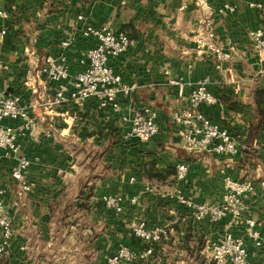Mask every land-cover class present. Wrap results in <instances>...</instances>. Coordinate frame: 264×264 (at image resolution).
<instances>
[{
    "label": "crops",
    "instance_id": "obj_1",
    "mask_svg": "<svg viewBox=\"0 0 264 264\" xmlns=\"http://www.w3.org/2000/svg\"><path fill=\"white\" fill-rule=\"evenodd\" d=\"M256 1L208 0L214 9L235 7L234 13L215 16L218 42L233 53L216 71L194 50L195 0H0V10L9 14L0 19V33L6 31L0 38V89L19 96L34 123L20 133L18 155L0 151V187L15 229L0 264H107L121 245L141 250L132 233L141 222L169 227L154 260L141 264H214L212 244L228 231L244 238L247 264H264V79L256 78L259 59L249 36L264 27L250 6ZM85 24L108 26L136 41L112 60L123 80L138 86L130 97L119 95L116 108L100 109L95 100L47 105L56 85L36 79L44 60L61 54L71 76L81 71L80 59L95 45L82 35ZM69 35L74 42L63 49L61 41ZM208 75L219 101L206 113L237 140L240 153L233 157L188 149L184 127L172 120ZM171 79H182V95ZM149 107L157 112L158 133L148 142L126 137L134 113ZM2 123L17 130L25 121ZM22 157L32 161L27 171L32 191L21 195L12 168ZM179 163L190 168L186 184L176 180ZM227 179L256 186V194L244 198L242 219L255 222L257 241L247 238L245 223L229 227L230 216L194 224L181 219L183 207L172 195L176 188L194 203L218 205ZM110 195L123 198L120 217L103 203Z\"/></svg>",
    "mask_w": 264,
    "mask_h": 264
},
{
    "label": "built area",
    "instance_id": "obj_2",
    "mask_svg": "<svg viewBox=\"0 0 264 264\" xmlns=\"http://www.w3.org/2000/svg\"><path fill=\"white\" fill-rule=\"evenodd\" d=\"M199 20V31L195 35V53L202 58L212 62L216 71H220L222 65L233 58L232 49L225 50L218 42L215 32V16L226 13H234L235 7L225 5L223 8L214 9L208 0H195ZM252 8L261 14L264 24V0H258L250 4ZM6 11L0 10V19L8 18ZM80 21L84 20L82 15L78 16ZM82 35L86 38H93L95 45L89 49L80 59L81 71L71 76L64 54L57 58L48 57L44 65L37 71L36 79L42 83L55 84V92L47 105L60 106L67 99L76 104H83L89 100H95L100 109L109 107L116 108V100L119 95L124 97L132 96L136 84L126 83L112 65V60L120 57L135 46L136 41L127 33L114 32L108 26L95 27L85 24L81 28ZM6 31L0 33V38ZM252 40L253 53L258 56L259 69L256 73L257 79H264V27L249 32ZM74 36L69 35L61 41L63 49L70 48L74 42ZM31 75V72H29ZM31 77V76H30ZM212 76L208 75L193 87L188 95V105L177 110L172 115L175 124L184 127V145L190 150H204L215 156L233 157L240 153L237 140L230 131L216 123L207 113L206 109L218 103V97L210 89ZM29 84V79L27 80ZM170 84L179 88L183 94L184 84L182 79H171ZM70 87L72 89L70 90ZM37 89V86H32ZM6 119H22L25 124L17 130L3 125ZM34 123L30 119V108L20 104L19 96H7L0 89V151L5 156H16L20 151L19 136L23 130L30 129ZM159 131L157 124V112L152 108H145L136 111L132 118V125L126 137L136 138L142 142L150 141ZM264 149V139L262 141ZM31 161L26 158H19L17 164L12 168V177L22 188V193L32 191V184L28 181L27 171ZM190 168L186 163H179L176 166V180L178 183L186 184L189 180ZM264 190V181L260 183ZM147 192H153L147 188ZM256 194L254 183L246 180L227 179L224 183L223 202L215 205L211 203H194L187 198L180 188H176L172 195L175 201L183 208L181 219L184 223L194 224L195 222L209 219L212 222H219L232 217L228 222L229 227L235 222L245 223L247 238L258 240V233L255 231V222L252 219L243 220V201L247 196ZM134 197L132 203L137 202ZM104 205L114 212V216L120 217L124 211L123 198L119 195L104 196ZM0 256L6 253L15 229L8 216L4 200V191L0 187ZM169 227L150 228L145 222L138 223L133 227L134 239L141 243V250L121 245L108 259L107 264H141L154 259L158 245L167 237ZM257 245H260L257 242ZM248 250L245 240L236 237L233 232L228 231L219 241L212 244V258L214 264H247Z\"/></svg>",
    "mask_w": 264,
    "mask_h": 264
},
{
    "label": "rangeland",
    "instance_id": "obj_3",
    "mask_svg": "<svg viewBox=\"0 0 264 264\" xmlns=\"http://www.w3.org/2000/svg\"><path fill=\"white\" fill-rule=\"evenodd\" d=\"M31 164H32V161H31ZM100 169H102V168L100 167ZM173 181H174V180H173ZM174 182H175V181H174ZM101 226H103V225H102V224H100V227H101ZM132 230H133V229H132ZM118 237H119V236H118ZM134 244H138V245H139V247L141 246V243H139V242H134ZM152 260H154V259H151V261H152Z\"/></svg>",
    "mask_w": 264,
    "mask_h": 264
},
{
    "label": "trees",
    "instance_id": "obj_4",
    "mask_svg": "<svg viewBox=\"0 0 264 264\" xmlns=\"http://www.w3.org/2000/svg\"><path fill=\"white\" fill-rule=\"evenodd\" d=\"M155 176H156V177H160V175H158V174H157V175H155Z\"/></svg>",
    "mask_w": 264,
    "mask_h": 264
}]
</instances>
